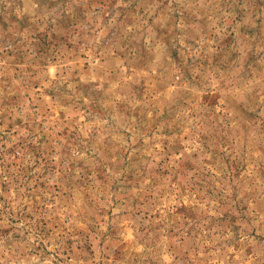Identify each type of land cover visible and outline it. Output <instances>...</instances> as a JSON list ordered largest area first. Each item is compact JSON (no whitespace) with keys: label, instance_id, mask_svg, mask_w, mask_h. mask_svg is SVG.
<instances>
[{"label":"rangeland","instance_id":"rangeland-1","mask_svg":"<svg viewBox=\"0 0 264 264\" xmlns=\"http://www.w3.org/2000/svg\"><path fill=\"white\" fill-rule=\"evenodd\" d=\"M0 264H264V0H0Z\"/></svg>","mask_w":264,"mask_h":264}]
</instances>
